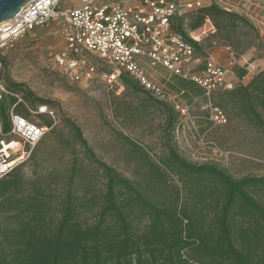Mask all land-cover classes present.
Segmentation results:
<instances>
[{
  "label": "trees",
  "instance_id": "1",
  "mask_svg": "<svg viewBox=\"0 0 264 264\" xmlns=\"http://www.w3.org/2000/svg\"><path fill=\"white\" fill-rule=\"evenodd\" d=\"M202 11L213 23L225 17L232 25L239 22L253 29L248 20L213 5L175 17L173 32L192 44L197 54L200 44L184 34L182 25L188 14ZM212 25L216 27V21ZM229 70L238 81L248 75L246 66L234 64ZM171 77V85L161 82L171 93L182 92L183 97L197 89L203 94L194 83ZM260 77L251 82L259 91L257 104L264 107ZM121 82L151 97L127 74ZM18 88L13 85L10 91ZM153 100L165 107L170 132L178 115L165 102ZM0 120L7 131L8 115L1 109ZM70 128L86 162L101 172L102 189L80 188L79 180L86 173L76 156L60 180L57 175L52 181L35 174L25 196L20 166L0 178V264H264V176L236 179L215 164L189 162L170 146L167 156L154 162L150 151L129 140L142 172L131 180L95 157L79 127ZM42 142L29 160L34 162ZM170 174L178 185L168 180Z\"/></svg>",
  "mask_w": 264,
  "mask_h": 264
},
{
  "label": "rangeland",
  "instance_id": "2",
  "mask_svg": "<svg viewBox=\"0 0 264 264\" xmlns=\"http://www.w3.org/2000/svg\"><path fill=\"white\" fill-rule=\"evenodd\" d=\"M203 1L206 6L213 5L248 20L253 29L239 22L232 25L230 18L216 19L215 34L200 41L198 55L209 57L220 66H225L228 60L239 67L246 66L248 75L237 81L228 69L227 78L235 81L231 91L216 92L207 97L196 89L179 96L176 102L187 107L188 113L181 115L174 110L178 117L170 132L165 107H159L142 91L125 84L122 89L109 88L101 79L88 84L69 81L54 63V55L64 46L61 23L30 31L8 44L3 51L5 83L10 90L13 85L19 86L11 92L27 103L46 102L43 104L53 111L55 117L54 122L51 121L52 129L42 138L34 162L28 160L19 167V175L26 183L22 196L29 193L28 183L35 174L51 177L52 181L57 175L60 180L74 156L82 161L86 173L79 180L82 183L80 188L102 189L101 172L86 162L83 150L74 143L71 124L79 127L97 159L131 180L138 179L142 172L137 167L140 162L131 152L129 140L150 151L155 157L151 159L154 162L157 158H165L167 146H170L189 162L215 164L236 179L264 176V107L257 104L255 96L259 91L254 88L255 81L251 82L256 76L258 80L261 75L264 79V0ZM82 6L77 0H65L59 3L58 10ZM205 15V11L188 14L182 25L184 34L190 38L196 35L207 19ZM215 21L210 22L215 24ZM178 23L176 19L174 26ZM90 59L100 61L94 54ZM150 72L157 81L168 82L167 86L173 82L164 70ZM11 99L5 97L0 101V109L5 113L10 108ZM165 106L171 105L165 103ZM250 106L259 114L262 125L253 118ZM214 109L223 113L224 124L212 122ZM17 110L24 112L22 106ZM40 119L50 122L45 117ZM168 180L175 184V177L171 174ZM59 189L57 185L56 190Z\"/></svg>",
  "mask_w": 264,
  "mask_h": 264
},
{
  "label": "built area",
  "instance_id": "3",
  "mask_svg": "<svg viewBox=\"0 0 264 264\" xmlns=\"http://www.w3.org/2000/svg\"><path fill=\"white\" fill-rule=\"evenodd\" d=\"M61 1L65 0H30L13 18L0 22V101L14 99L7 112V131L0 120V178L28 161L52 127L40 118H48L50 123L55 119L47 105L27 103L12 93L4 80V49L30 31L63 25L64 46L54 55V63L69 81L88 84L101 79L109 88L122 89L121 76L127 74L152 98L169 103L181 115L188 113L187 107L176 102L183 93H171L150 70L161 68L190 81L207 97L233 89L235 81L227 78L224 67L198 55L195 47L171 28L175 17L204 8L203 0H77L81 8L58 10ZM214 34L215 28L207 18L191 39L199 44ZM91 54L100 61L90 59ZM232 65L229 61L228 66ZM19 106L24 114L17 112ZM211 120L216 125L226 122L218 109L213 110Z\"/></svg>",
  "mask_w": 264,
  "mask_h": 264
},
{
  "label": "water",
  "instance_id": "4",
  "mask_svg": "<svg viewBox=\"0 0 264 264\" xmlns=\"http://www.w3.org/2000/svg\"><path fill=\"white\" fill-rule=\"evenodd\" d=\"M30 0H0V22L13 18Z\"/></svg>",
  "mask_w": 264,
  "mask_h": 264
},
{
  "label": "crops",
  "instance_id": "5",
  "mask_svg": "<svg viewBox=\"0 0 264 264\" xmlns=\"http://www.w3.org/2000/svg\"><path fill=\"white\" fill-rule=\"evenodd\" d=\"M98 1H103V2H106V1H108V2H114V1H117V0H98ZM194 36V35H193ZM228 63H229V60H228V62H227V64L225 65V66H222V67H224L226 70H227V73H228V69H229V66H228ZM159 70H163V69H159ZM154 71V70H153ZM165 71V70H164ZM164 74H167L169 77H171L172 75H170L167 71H165V73ZM232 81H234V80H232ZM175 94H177V93H175ZM182 96V95H181Z\"/></svg>",
  "mask_w": 264,
  "mask_h": 264
}]
</instances>
